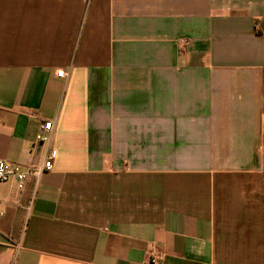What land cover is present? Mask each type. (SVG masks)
Wrapping results in <instances>:
<instances>
[{
    "label": "crops",
    "instance_id": "obj_1",
    "mask_svg": "<svg viewBox=\"0 0 264 264\" xmlns=\"http://www.w3.org/2000/svg\"><path fill=\"white\" fill-rule=\"evenodd\" d=\"M45 121L0 264H264V0H0V159Z\"/></svg>",
    "mask_w": 264,
    "mask_h": 264
},
{
    "label": "built area",
    "instance_id": "obj_2",
    "mask_svg": "<svg viewBox=\"0 0 264 264\" xmlns=\"http://www.w3.org/2000/svg\"><path fill=\"white\" fill-rule=\"evenodd\" d=\"M58 77L66 76L63 70L57 72ZM54 128L53 121H45L42 123L39 133L37 134L36 140L39 144L47 146L46 161L40 167H28L26 170H21L19 167L11 165L6 160L0 159V188L3 184L7 183L11 178L16 177L19 180V188L22 189L24 181L31 175L40 177L43 172L51 171L53 169L52 159L55 156L51 146V136ZM156 252H151V263L156 262Z\"/></svg>",
    "mask_w": 264,
    "mask_h": 264
},
{
    "label": "rangeland",
    "instance_id": "obj_3",
    "mask_svg": "<svg viewBox=\"0 0 264 264\" xmlns=\"http://www.w3.org/2000/svg\"><path fill=\"white\" fill-rule=\"evenodd\" d=\"M256 193L259 197H263L264 199V171H263V182L259 185L258 189L256 190Z\"/></svg>",
    "mask_w": 264,
    "mask_h": 264
},
{
    "label": "water",
    "instance_id": "obj_4",
    "mask_svg": "<svg viewBox=\"0 0 264 264\" xmlns=\"http://www.w3.org/2000/svg\"><path fill=\"white\" fill-rule=\"evenodd\" d=\"M38 147L40 148L41 147V144H39Z\"/></svg>",
    "mask_w": 264,
    "mask_h": 264
}]
</instances>
